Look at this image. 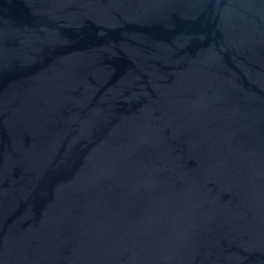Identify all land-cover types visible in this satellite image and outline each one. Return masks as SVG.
<instances>
[{
	"label": "water",
	"instance_id": "obj_1",
	"mask_svg": "<svg viewBox=\"0 0 264 264\" xmlns=\"http://www.w3.org/2000/svg\"><path fill=\"white\" fill-rule=\"evenodd\" d=\"M0 264H264V0H0Z\"/></svg>",
	"mask_w": 264,
	"mask_h": 264
}]
</instances>
